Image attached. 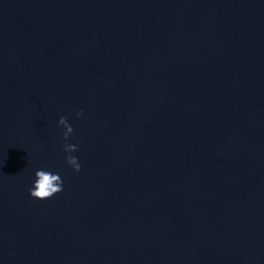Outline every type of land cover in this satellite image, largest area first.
Here are the masks:
<instances>
[{"label":"water","instance_id":"1","mask_svg":"<svg viewBox=\"0 0 264 264\" xmlns=\"http://www.w3.org/2000/svg\"><path fill=\"white\" fill-rule=\"evenodd\" d=\"M0 264H264V0H0Z\"/></svg>","mask_w":264,"mask_h":264},{"label":"clouds","instance_id":"2","mask_svg":"<svg viewBox=\"0 0 264 264\" xmlns=\"http://www.w3.org/2000/svg\"><path fill=\"white\" fill-rule=\"evenodd\" d=\"M82 112H77L79 117ZM58 124L62 125L65 129L63 133V138L66 140L70 133H72V127L67 123L65 117H60ZM65 153H72L76 151V145L74 144H65L63 146ZM65 160L68 165H70L75 171L80 170V165L77 161V158L72 155H66ZM62 180L59 174H53L46 170H37L35 172V182L32 189L29 190L31 197L36 199H47L53 196L54 194L62 191Z\"/></svg>","mask_w":264,"mask_h":264}]
</instances>
